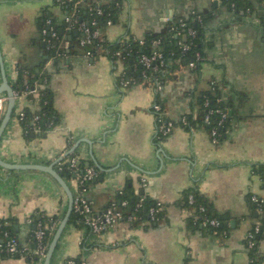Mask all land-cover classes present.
<instances>
[{"label":"crops","instance_id":"0c3cea01","mask_svg":"<svg viewBox=\"0 0 264 264\" xmlns=\"http://www.w3.org/2000/svg\"><path fill=\"white\" fill-rule=\"evenodd\" d=\"M229 1L120 0L116 22L104 28L111 43L141 40L148 32L163 31L173 19L208 13L199 69L191 71L178 61L167 68L158 100L165 117L177 125L159 137L153 91L142 83L121 87L117 74L122 65L104 54L84 58L79 47L63 58L54 49L47 51L38 19L48 11L62 32L64 9L53 0H0V87L4 75L12 88L17 65L36 70L44 62L52 104L60 115V123L47 133L27 139L17 114L35 105L15 99L0 137V159L53 164L57 172L62 154L73 152L79 170H97L95 180L81 190L93 211L113 203L124 188L137 201L161 204L155 219L148 214L138 222L120 219L100 235L67 220L50 264L76 258L79 264H248L245 237L256 222L262 228L254 255L264 264V212L258 213L250 201L252 194L264 196V3L235 0L248 8L234 14ZM29 12L31 21L20 35ZM65 35L70 39L74 33ZM210 80L219 84L227 111L216 143L206 125L178 124L185 114L197 112L194 101ZM64 180L73 197L80 192L74 178ZM187 190L199 193L213 217L223 218L224 228L195 225V208L183 201ZM67 206L65 191L48 173L0 165V219L13 220L21 245H32L31 234L44 215L56 217V230ZM0 264L29 263L8 256Z\"/></svg>","mask_w":264,"mask_h":264},{"label":"trees","instance_id":"16d2710c","mask_svg":"<svg viewBox=\"0 0 264 264\" xmlns=\"http://www.w3.org/2000/svg\"><path fill=\"white\" fill-rule=\"evenodd\" d=\"M259 1L264 3V0ZM53 4L64 9L66 13H69L72 7V3L68 2L67 0H64V4H62L60 0H53ZM120 6V0H108L105 2L100 0H83L82 4L77 7L76 12L78 14V17L82 20H89L91 18H94L96 20L97 27L103 32L104 28L107 25V20H111V23L116 22L120 11ZM97 8H101L102 10V13L100 15L95 14ZM227 8L230 13L237 14L240 9L245 11L248 8V5H244L239 1L233 0L227 2ZM206 14L208 13H195L183 19H173L171 22L167 23V27L163 31L148 32L141 39L143 41L142 44H140V40L132 37H128L127 39L123 38L117 42L111 43L110 41H107L105 39L104 35H102L101 38L94 39V41L90 45V50L92 51L93 56L104 54L112 60L113 64L118 62L120 65H122V69H124L125 71V79L127 77H135L137 79V82L139 83H143L145 81V78H143L141 75V68L138 65V59L141 54L149 53L154 49L163 52L169 62L178 61L182 65L187 66V63L189 61H194L195 66H188V69H190L191 71H196L199 69L204 53L203 49L205 44V24L209 17V15ZM48 17L53 19L55 25L53 15L48 11H45L38 19L39 31H41L42 29L44 20ZM263 19L264 13L260 16V21L264 28V24L262 23ZM182 22L185 23L184 32L188 27L195 29L196 34L193 38H190L189 36L176 35L177 30L180 29L179 26ZM178 41H181V43L178 44ZM184 43L189 44V47L186 51L182 50V45ZM72 47L77 49L76 45L71 46L68 49L67 53L74 52V50L71 49ZM47 51L50 53L51 50ZM116 51L120 52L119 55H115ZM196 52L200 53L199 59H196L195 57ZM43 63L40 64L36 70L34 68L28 69L23 66L17 65L16 79L11 84L13 90L18 92L26 88L30 89L35 85L37 88V93L35 95L29 94L24 98L27 103L30 102L31 104H34L35 109L33 110L25 106L22 111L23 115L19 116V114H17V119L19 121L21 131L27 139L32 137V135L42 136L51 128L60 123V115L53 107L51 92L48 88L49 73L45 69H43ZM149 76H151V74ZM156 98L158 100V95L156 96ZM205 101L208 102L207 106L204 105ZM194 104L197 105V117L194 118L191 113L185 114L187 124L183 126L185 128H189L190 126H195L197 124H204L208 129L211 126H214L216 124V121L218 120L217 113H212L210 115L209 123H204L203 117L207 113L209 108H225V102L222 97V92L219 84L214 80H210L208 82V88L198 94L194 101ZM226 122L227 119L222 123L221 126L218 127V133H222L226 126ZM72 153L73 152H67V154H65L64 157H62L61 160L57 163V172L63 179H67L70 177L74 178L69 166V162L65 161V158L70 159L74 156L72 155ZM80 170L83 171V169ZM88 182H86L83 186L78 187V189L81 191L84 187H86ZM188 194H193V206L187 203ZM122 200H126L127 202L123 207H121L120 205V202ZM183 201L186 206L190 207L201 204L206 208V215L209 217L213 216L210 213V210L204 199L195 190L185 191L183 195ZM136 202L137 200L135 199V196L133 195L131 190L124 188L117 193V198L113 203H115L116 206L122 209L124 215L134 214L136 216V219L133 222H138L146 216L148 207L153 203L143 199L141 208H139L137 211H134ZM214 217L223 220L222 217H218L215 215ZM56 221L57 220L55 216L44 215L38 220L37 223L45 226L54 222L56 223ZM68 222H72L75 225L79 226L83 224V217L72 208L68 217ZM194 223L195 225H199V219L194 221ZM13 225L14 222L12 219H0V259L8 256H19L10 255L3 248L6 241V238H4L3 236L4 231H8L10 235L16 236L13 230ZM222 228H224V226L218 227L217 230H221ZM53 233V231L51 232L46 229L47 242H49V239L51 238ZM260 234L261 231L255 236L256 241L259 240ZM31 236H33V233L31 234ZM33 248L34 244L32 243V245L29 247V254L24 257L29 264H34L39 260V256L33 252ZM75 260L77 264H79L78 258H76Z\"/></svg>","mask_w":264,"mask_h":264},{"label":"built area","instance_id":"2783aa9c","mask_svg":"<svg viewBox=\"0 0 264 264\" xmlns=\"http://www.w3.org/2000/svg\"><path fill=\"white\" fill-rule=\"evenodd\" d=\"M72 3V7L69 13L64 15V26L62 32H58L57 27L54 25L53 19L48 17L44 20L42 29H41V39L45 44V47L48 50H55L56 55L61 56V58L66 57V51L71 47H79L82 50V56L84 58H92L93 53L90 50V45L94 39L101 38L103 32L97 27L96 20L91 18L89 20H82L78 17L76 12L77 7L82 4L83 0H67ZM64 4V0H60ZM102 13L101 8H97L95 14L100 15ZM200 19V18H199ZM261 22V21H260ZM264 24V19L262 20ZM107 25L112 24L111 20H107ZM262 25V24H261ZM180 29L177 30L176 35L189 36L193 38L196 34L195 29L187 28L184 32L185 23L180 24ZM74 35L68 39L65 33ZM143 41L140 40V44ZM181 41H178L180 44ZM189 47V44L184 43L182 45V50L186 51ZM119 51L115 52V55H119ZM196 59L200 58V53H195ZM170 62L166 59L163 52L156 49L150 51L149 53L141 54L138 59V65L141 68V75L145 78V81L142 84H146L153 91L155 97L161 93L165 83V74ZM195 66L194 61H189L187 67ZM149 72V74H148ZM151 74V76H149ZM155 74V75H152ZM117 82L121 87H126L129 84H136L137 79L135 77H127L125 79V71L121 69L119 74H117ZM37 93L36 85L30 89L26 88L22 91L13 90V98L15 99H24L27 95H35ZM7 101V96L0 94V111H3ZM204 105L207 106L208 102L205 101ZM152 112L155 115V133L157 136H164L169 134L172 129L177 125L173 120L167 119L162 112V107L159 100L154 99L151 103ZM212 113L218 114V120L214 126L209 128V133L211 136L212 143L218 141V127L227 119V111L223 108H209L207 113L203 117L204 123H209L210 115ZM19 116L23 115L22 111L18 112ZM194 118L197 117L196 113H193ZM179 125H186L187 120L185 115L180 118L178 121ZM64 157V154H62ZM61 157V158H62ZM65 161L69 162L71 172L74 176V180L77 187L83 186L86 182L90 181L97 175V170L94 167H88L84 171H80L75 163L74 158H65ZM262 184L264 187V171L262 175ZM80 191V190H79ZM250 201L255 203L258 213L263 214L264 212V196H257L255 194L250 195ZM126 200L120 202L121 207L126 205ZM187 203L192 205L194 204L193 194H188ZM142 206V201L138 200L134 206V211H137ZM161 204L160 202H154L147 209V214L151 220L156 218V214L159 211ZM191 206V207H192ZM72 208L77 211L83 217V224L93 235H100L114 223L120 219H126L128 222H133L136 219L134 214L124 215V212L121 208L115 205V203L109 204L102 211L95 212L93 211L90 202L88 199L82 195L81 191L73 197ZM195 208V221L199 219V222L204 227H211L217 229L218 227L223 226L222 220L217 217H209L206 215L205 206L199 204L194 206ZM56 223L47 224L42 226L40 223L36 224L32 236V243L34 244L33 252L39 256L38 262L34 264H40L43 260L48 242L46 240V229L49 231H55ZM261 231V225L259 222H256L253 227L247 232L245 237V248L249 253L248 264H259L254 255L255 250V236ZM4 238H6L4 250L10 255H19L26 257L29 254V247L23 246L19 243L18 239L14 235H10L8 231L3 232ZM2 249V247H1ZM66 264H77L75 259H69Z\"/></svg>","mask_w":264,"mask_h":264},{"label":"water","instance_id":"95a60500","mask_svg":"<svg viewBox=\"0 0 264 264\" xmlns=\"http://www.w3.org/2000/svg\"><path fill=\"white\" fill-rule=\"evenodd\" d=\"M58 32H61V30H58ZM73 33H76V32L73 31ZM2 92H5L7 95V105H6L5 113H4V115L1 119V122H0V137H1L8 121H9V118L11 116V112H12V109L14 106L13 90L9 86L4 75H3V85L0 87V93H2ZM0 165L6 169H9V170L36 169V170H40V171H43L45 173H48L51 177H53V179L65 191V193L67 195V199H68L67 210H66V213H65L63 219L61 220V222L57 226L56 230L54 231V233H53V235H52V237L48 243V247H47L45 256L43 258V261H42V264H50V261H51L57 240L60 237V235H61V233H62V231H63V229L67 223L70 212L72 210L73 195H72L67 183L53 168V164H51V165L14 164V163L4 162L0 159ZM86 167H88V163L86 164ZM93 179L95 180V178H93Z\"/></svg>","mask_w":264,"mask_h":264},{"label":"rangeland","instance_id":"374dc122","mask_svg":"<svg viewBox=\"0 0 264 264\" xmlns=\"http://www.w3.org/2000/svg\"><path fill=\"white\" fill-rule=\"evenodd\" d=\"M26 15H29V16H27V17L24 19L23 23L21 24V26H20V28H19L20 35H21V33H24V32H25V30H26L27 27H28V23H29V21H31V19L29 20L30 12H29V14H26Z\"/></svg>","mask_w":264,"mask_h":264}]
</instances>
